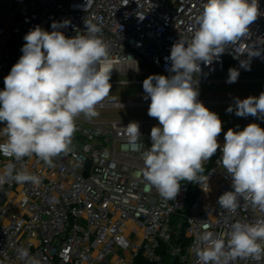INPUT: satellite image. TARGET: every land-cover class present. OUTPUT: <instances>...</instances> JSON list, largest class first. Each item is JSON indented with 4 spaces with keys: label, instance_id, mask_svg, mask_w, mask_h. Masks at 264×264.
<instances>
[{
    "label": "built area",
    "instance_id": "built-area-1",
    "mask_svg": "<svg viewBox=\"0 0 264 264\" xmlns=\"http://www.w3.org/2000/svg\"><path fill=\"white\" fill-rule=\"evenodd\" d=\"M205 2L0 0V91L23 55L24 36L36 26L51 32L54 22L56 30L69 38L86 31L85 21L100 27L98 35L110 48L111 85H143L150 67L174 75L168 59L171 48L179 40L191 39L197 27L195 17ZM258 4L262 14L241 42L260 55L249 58L245 53L237 59L234 48L228 47L210 65L201 63L194 79L198 100L204 105L213 102L200 98L201 87L209 82L203 75H226L230 68L264 71V0ZM241 60L249 61L250 70L241 67ZM115 77L122 78L116 81ZM150 103V98L109 96L97 109L106 117L76 119L71 150L54 158L52 167L34 155L17 162L0 154V169L12 162L17 171L26 168L41 180L39 185L12 180L0 186V264H24L18 259L21 249H27L39 264H134L138 256L161 264L165 255L177 264H196L198 237L204 231L226 234L236 221L252 223L261 218L259 210L242 199L235 212L219 206L218 198L234 191L231 176L217 163L222 155L219 148L198 174L208 176L201 186L181 181L176 199L168 201L155 188L145 191L143 158L122 149L127 139L122 133L130 122H138L143 148L151 147V129L159 122L145 116ZM114 111L131 114L115 115ZM5 126L0 123V129ZM227 131L222 128L217 138L221 148ZM4 139L0 137V142ZM235 264H264V259H238Z\"/></svg>",
    "mask_w": 264,
    "mask_h": 264
},
{
    "label": "clouds",
    "instance_id": "clouds-1",
    "mask_svg": "<svg viewBox=\"0 0 264 264\" xmlns=\"http://www.w3.org/2000/svg\"><path fill=\"white\" fill-rule=\"evenodd\" d=\"M261 14L258 0H206L195 17L197 27L191 39L179 40L171 48L168 59L174 75H150L143 81L145 99L151 101L148 115L159 122L151 129V147L143 148L138 122H130L122 133L127 138L122 149L138 152L143 158L145 191L155 188L168 201L176 199L181 181L201 186L208 176L198 174L219 148L222 155L217 163L231 176L234 189L218 198L219 206L235 212L242 199L262 214L252 223L236 221L226 234H200L196 264L264 259V129L256 123L243 131L230 128L221 148L217 138L223 123L198 100L194 79L201 72V63L210 65L228 47L234 48L237 59L245 53L249 58L259 56V51L241 41L248 38L249 26ZM85 27L82 34L69 38L56 30L54 22L51 32L36 26L24 36L23 55L4 78L0 91V123L6 124L0 129V137L5 138L0 142L3 156L18 162L34 155L52 167L54 158L71 150L76 119L100 115L97 109L112 87L110 48L98 35L100 27L90 21H85ZM240 64L250 70L248 60ZM239 75V70L230 68L227 83H235ZM226 111L233 112V107ZM235 115L264 118V92L258 97L237 98ZM12 180L41 182L39 176L26 168L17 171L9 162L0 169V186ZM18 259L39 264L27 249L18 252Z\"/></svg>",
    "mask_w": 264,
    "mask_h": 264
},
{
    "label": "rangeland",
    "instance_id": "rangeland-1",
    "mask_svg": "<svg viewBox=\"0 0 264 264\" xmlns=\"http://www.w3.org/2000/svg\"><path fill=\"white\" fill-rule=\"evenodd\" d=\"M142 68H148L147 64H141ZM150 75H164L150 67ZM240 75L235 83H227L228 74L226 75H203V79H209V82L201 87L200 98L204 101L213 102L212 105H205L210 111L215 112L223 123V128L234 131H243V129L252 123L258 124L264 129V118L253 116L238 117L235 115V104H224L227 101L235 102L237 98L243 100L249 96L258 97L264 92V71L239 72ZM150 75L145 76L144 79ZM122 77H115L119 81ZM115 95V98L145 99L143 85H112L109 96ZM229 106L233 107V112L226 110ZM115 115H129L131 112H116ZM107 113H101L99 116H107ZM83 116V115H82ZM145 116H149L148 113ZM84 117V116H83ZM95 118V117H94ZM120 253V252H119Z\"/></svg>",
    "mask_w": 264,
    "mask_h": 264
},
{
    "label": "trees",
    "instance_id": "trees-1",
    "mask_svg": "<svg viewBox=\"0 0 264 264\" xmlns=\"http://www.w3.org/2000/svg\"><path fill=\"white\" fill-rule=\"evenodd\" d=\"M134 264H151V263L146 261L142 256H138L134 260ZM161 264H177V262L175 260H173V259H170L168 256L165 255L163 257V261H162Z\"/></svg>",
    "mask_w": 264,
    "mask_h": 264
},
{
    "label": "water",
    "instance_id": "water-1",
    "mask_svg": "<svg viewBox=\"0 0 264 264\" xmlns=\"http://www.w3.org/2000/svg\"><path fill=\"white\" fill-rule=\"evenodd\" d=\"M89 166V161L86 163V167H88ZM87 174V172L85 171L84 172V175H86Z\"/></svg>",
    "mask_w": 264,
    "mask_h": 264
},
{
    "label": "crops",
    "instance_id": "crops-1",
    "mask_svg": "<svg viewBox=\"0 0 264 264\" xmlns=\"http://www.w3.org/2000/svg\"><path fill=\"white\" fill-rule=\"evenodd\" d=\"M114 258H115V256H112V257H111V260H114Z\"/></svg>",
    "mask_w": 264,
    "mask_h": 264
}]
</instances>
